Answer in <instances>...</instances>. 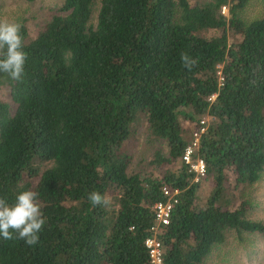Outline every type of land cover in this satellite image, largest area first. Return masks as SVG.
<instances>
[{
	"label": "trees",
	"instance_id": "obj_1",
	"mask_svg": "<svg viewBox=\"0 0 264 264\" xmlns=\"http://www.w3.org/2000/svg\"><path fill=\"white\" fill-rule=\"evenodd\" d=\"M247 1L99 0L94 24L95 0H63L35 36L22 24L26 75L0 73L11 99H0V197L38 192L47 223L33 246L0 237V264H150L144 240L165 183L179 193L160 264H201L228 229L264 233L226 185L229 170L233 188L264 170V16L243 20ZM204 115L193 158L213 184L202 199L181 117L200 129ZM141 116L168 149L154 154L171 165L160 176L129 171ZM93 190L111 204L93 206Z\"/></svg>",
	"mask_w": 264,
	"mask_h": 264
},
{
	"label": "rangeland",
	"instance_id": "obj_2",
	"mask_svg": "<svg viewBox=\"0 0 264 264\" xmlns=\"http://www.w3.org/2000/svg\"><path fill=\"white\" fill-rule=\"evenodd\" d=\"M202 0H190V3ZM63 0H0V20L19 22L26 26L28 36L32 37L43 28L45 23L57 11ZM99 0H95L92 8L91 23H96ZM223 12L227 15L228 8ZM243 20L249 21L264 16V0H248L239 10ZM230 32V31H229ZM0 99L11 101L8 89L0 85ZM206 124L211 118L204 115ZM181 124L186 129V137L192 138L194 127L186 118L181 117ZM133 135L128 140L131 152L129 171L140 172L141 175L160 176L162 172L171 169L167 162L157 164L154 159L156 150L167 155V146L162 138L150 133L147 121L143 116L135 126ZM180 165L176 162L173 168ZM227 188L231 202L238 204L242 200L247 202V216L264 222V170L260 178L252 184H240L233 188V174L231 170L227 175ZM198 194L204 199L211 190L210 177L199 179ZM201 264H264V233L242 232L238 234L234 229L226 231V238L222 243L213 246L204 257Z\"/></svg>",
	"mask_w": 264,
	"mask_h": 264
},
{
	"label": "clouds",
	"instance_id": "obj_3",
	"mask_svg": "<svg viewBox=\"0 0 264 264\" xmlns=\"http://www.w3.org/2000/svg\"><path fill=\"white\" fill-rule=\"evenodd\" d=\"M23 25L19 22L0 20V73L15 82H22L26 75L29 54L25 51ZM182 65L191 69L197 63L188 53L180 54ZM93 206L107 207L111 197L93 190L88 194ZM47 217L40 202L39 193L24 190L17 194L15 202L9 204L0 197V237L5 240L21 239L29 246L39 243L40 233Z\"/></svg>",
	"mask_w": 264,
	"mask_h": 264
},
{
	"label": "built area",
	"instance_id": "obj_4",
	"mask_svg": "<svg viewBox=\"0 0 264 264\" xmlns=\"http://www.w3.org/2000/svg\"><path fill=\"white\" fill-rule=\"evenodd\" d=\"M224 7H222V11ZM201 123L203 125L200 129H194L192 141L186 145L181 155L183 162L187 165V170L194 173L193 179L195 181L206 175V167L203 159L198 156L195 159L193 158V153L198 145L199 134L205 128L204 118L201 119ZM161 190L164 199L158 200L152 205L153 223L150 226L148 236L144 240L149 252L150 264H160L162 262L163 245L158 235L160 234L161 228L169 222L174 205L178 201L179 189L177 187L172 188L165 183L161 186Z\"/></svg>",
	"mask_w": 264,
	"mask_h": 264
}]
</instances>
